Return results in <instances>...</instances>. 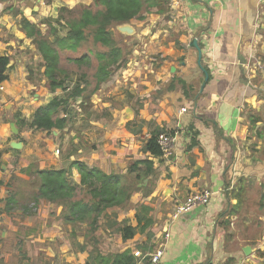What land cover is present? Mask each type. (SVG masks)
I'll return each mask as SVG.
<instances>
[{"label": "crops", "instance_id": "0c3cea01", "mask_svg": "<svg viewBox=\"0 0 264 264\" xmlns=\"http://www.w3.org/2000/svg\"><path fill=\"white\" fill-rule=\"evenodd\" d=\"M0 4L3 6L5 2ZM3 7L0 5V56H9L10 62L5 88L0 89V182L3 183L0 184V247L4 248L3 242L10 234L19 243L18 248L21 239H25L13 226V220L33 230L31 222H23L25 218L38 220L47 215L45 225L52 232L45 233L44 239L40 238L41 234L39 238L31 234L30 240L47 239L50 244L45 246L43 254L49 259L61 257L62 264H86L89 252L79 251L70 243L67 223L62 217L60 221L57 219L60 211L63 214V206L41 202L34 214H28L19 206L22 201L10 202L12 193L26 191L21 181L31 178V173L22 169L31 165L35 169L37 161L40 169L69 167L77 159L106 172H120L118 168H124L127 160L145 156L142 151V157L137 155L136 148L140 146L136 142H141L137 138L141 135L144 142L154 129L161 127L174 132L173 154L154 159L159 173L154 191L148 196L135 193V207L120 216L124 218H118L122 221L128 217L129 223L136 226V207L147 204L154 220L147 231L152 237L138 232L121 251L144 243L156 249L166 243L160 264H264V215L259 216L257 223L262 230L253 234L251 240L233 230L237 215L228 213L232 205L238 204L235 194L243 179L259 183V206L264 208V0H170L168 13L154 9L144 19L131 21H139V25L129 23V36L138 45L124 73L129 74L131 82L129 106L121 109L109 103L114 96L113 88L103 91V83L93 94L96 96L93 109H100V116L96 120H83L89 129L79 128L75 132L69 125L64 134L61 130L50 133L54 136L51 140L47 131L22 122L30 121L55 92L46 84L44 67L41 68L43 84L40 86L32 79L23 52L28 37L15 27L13 18L20 13L13 7ZM194 38L203 49L201 64L197 49L191 46ZM18 41L21 46L17 45ZM154 56L159 60L157 67L143 65L146 71L141 72L142 62ZM205 67L211 77L202 88L206 73L209 75ZM183 83L188 86V94ZM183 107L187 111L182 112ZM80 115L85 116L84 112ZM136 117L146 122L139 135L127 129V123ZM61 136L70 139L66 142ZM95 136H99V144L91 142ZM193 138L198 142L196 145H191ZM119 140L129 145L128 158L110 151L114 149L111 144ZM14 141L22 142L23 146L14 148ZM57 141L65 151L60 157L61 150L54 152ZM45 142L48 162L38 159L41 143ZM88 142L93 144L87 150ZM122 146L118 151L126 150ZM72 176L75 182H80L76 167L72 168ZM204 188L214 192L207 205L195 206L179 218L171 219L178 203ZM28 189L26 192L30 193ZM54 207L59 212L52 220L50 209ZM228 219L232 221L231 227L227 225ZM104 228L112 229L105 225ZM79 241L83 242L84 237ZM119 241H123L121 234ZM247 246L251 248L249 253L244 250Z\"/></svg>", "mask_w": 264, "mask_h": 264}, {"label": "trees", "instance_id": "16d2710c", "mask_svg": "<svg viewBox=\"0 0 264 264\" xmlns=\"http://www.w3.org/2000/svg\"><path fill=\"white\" fill-rule=\"evenodd\" d=\"M3 1L7 0H0V2ZM93 2L97 9L94 10L91 5L84 6L79 11V15L67 20L69 27L67 34L57 36L54 42L48 39L41 28L28 17H21L19 22L21 30L28 38L33 39V43L37 45L42 54V65L45 68L44 76L47 78L48 88L52 92H56L61 87L70 91L66 96H53L48 103L41 105L36 110L30 121L22 120L29 127L48 133H52L54 130L62 132L67 128L73 118L64 112L69 100L81 98L80 106L86 107L91 95L103 83L109 81L118 69L127 64L124 48L113 33V26L130 23L135 19H144L154 9L161 14L168 13L170 9V0H93ZM64 11L72 14L73 9L63 8L61 16ZM88 41H92L93 45H101L105 48L96 52L98 65L93 74L95 86L90 92L88 90L90 83L85 73L80 76L82 80L79 79L73 85L71 83L67 85L66 78L62 77L64 70L60 66L59 53L60 50L76 52ZM70 61L79 68L91 67L93 64L90 52L70 58ZM9 62V56H0L3 79L6 78ZM205 69L209 73L210 79V70L207 67ZM183 87L188 94L186 83H183ZM145 123V120L136 117L127 123V128L135 135H139L142 133ZM162 132L168 131L161 127L153 130L141 147L145 156L132 159L125 172H106L99 166L89 165L87 162L77 159L71 161L69 167L51 169L36 167L33 169L34 166H28L22 171L31 173L30 180L26 182L29 184L31 192H14L10 202L18 204L22 201L19 206L28 214H34L41 202H50L56 206H63L61 217L65 223H84L86 226V231L82 234L84 241L80 242L74 236L71 243L76 245L79 251L89 252L86 264H137L141 255L154 251L151 246L144 243L134 249L127 248L114 253H104L96 232L101 228L100 221L103 219L105 227L116 229L121 234L123 241L133 239L138 232L148 234L149 239L152 237V234L147 231L152 227L154 220L150 216L151 207L147 204H139L136 207V226L129 223L128 219L119 221L118 218L121 211L132 208L129 205L134 193H143L148 196L154 191L159 176L154 159L164 158L158 143V135ZM169 133L174 134L173 131H169ZM195 134H198V131ZM197 143L193 138L191 145ZM73 167H76L81 175L79 183L73 180ZM0 184L3 183L0 182ZM248 186L250 184L247 179L241 180L239 190L235 194L238 204L231 206L229 214L238 213L244 202V193L248 191ZM78 195H85V197L76 198ZM32 202L33 210L29 208V204ZM229 224L230 220L227 225ZM136 251H139L141 255H136Z\"/></svg>", "mask_w": 264, "mask_h": 264}, {"label": "rangeland", "instance_id": "374dc122", "mask_svg": "<svg viewBox=\"0 0 264 264\" xmlns=\"http://www.w3.org/2000/svg\"><path fill=\"white\" fill-rule=\"evenodd\" d=\"M2 3H4V1ZM0 5H1V8L3 6L4 7L7 6L9 8L13 7L14 11L16 13H20L18 17L13 16L14 20H16V26H15L16 28H20L19 22H20L21 17L26 16L32 22L37 24V26L39 28H41L42 32L52 42L55 41L57 36H64L67 34L68 28H69L67 25V20H69V18H71V17L73 18L74 16L79 15L80 14L79 11L84 6H90L91 5L94 10L97 9L93 0H7V1H5V4L3 6H2V4H0ZM63 8L73 9L72 14H69V12L64 11L63 16H61ZM138 22L137 23L130 22V23L133 25L135 24L134 26H137V25H139ZM126 24H128V26H129V23H126ZM155 24H157V23H155ZM123 25L125 26V24H123ZM119 26H121V25H119ZM119 26H113L112 31H113L116 39L118 40L119 44L121 46H123V48H124L125 57L127 58V64L125 67L118 69L115 72V74L111 77V79H109V81H107V83L105 82L103 84V88H104L103 91L107 92V91H109L110 88H113L112 92H114V96H111V98H110L111 100L109 101V103L113 104L116 107H120L122 109L126 105L129 106V94H130L129 89L131 88V86H130L131 82L129 81V78H130L129 74H124V73L126 72V69L129 68V63H130L131 59L134 58L135 47H138V45H137V43L134 42L133 37L129 36V33L120 31ZM12 28H13V26H12ZM17 45L21 46V42L18 41ZM139 45H141V44L139 43ZM23 46H24L23 52L25 53L26 58L28 60L27 68L30 71V75H31L32 79L41 86L43 84L42 83L43 78L41 76V68L44 67L42 65L43 64L42 54L38 50L37 45L33 43V39H31V38L25 39ZM104 49L105 48H103L101 45H93L92 41H88V42L84 43L81 46V48L76 52H72L69 50H60L59 51L60 57H61L60 66L63 68V70L65 72V74H64V72L62 73V77L66 78L67 85H70V83H71V85H73L79 79L82 80L80 78V76L85 73L86 76L88 77V80L90 83V85H88V90L90 92L95 86L93 74H94V71L98 65V59L96 57V52L99 50H104ZM84 52H90L93 64L91 67L79 68L78 66H76L75 63L70 61V58L79 56ZM150 57L148 58V61L146 60V62H142L141 72L146 71L144 66H149L153 69H155V67H157L159 60L156 59L155 56L153 59H151ZM149 67H147V68L150 70ZM137 68H140V67H137ZM43 77H45V76H43ZM45 81H47L46 77H45ZM199 84L200 83H198V85ZM138 86H142V84H140ZM192 86L193 85H191V87ZM69 92H70L69 90L67 91L66 89L61 87L54 94L52 93L51 97L56 96V95L60 96V97L66 96ZM101 94H103V93L100 92V95ZM92 95H91L92 98L90 97V99L86 103V105H85L86 107L80 106L81 98H77L76 100H73V99L69 100V104L67 105V109L64 112H67V114H69V116L73 117L71 122H70L71 124H70L69 128L72 127L75 132L79 128L89 129V125H86L85 124L86 122L83 121L84 118H86L88 120L89 119L90 120H93V119L96 120V119H98V116H100V114H101L100 109H99V111H95L93 109L94 106L96 105L94 103L96 96L95 95L92 96ZM98 103H101V102H98ZM83 112H84L85 116L81 117L80 113H83ZM104 115H107V114H104ZM81 118H82V120H81ZM64 132L65 131H62L61 133L64 134ZM48 138L51 140L52 138L54 139V136H51V134L48 133ZM60 138L63 141L66 140V142H67L70 139V136H68V137L61 136ZM98 139H99V136H95L94 140L91 142H94L95 144H99ZM137 139H138V141H141V142H136L140 146V147L136 148V152L138 151L137 155L139 153L138 156L142 157L140 155L141 147L143 145V140L141 139V135ZM91 142L87 143V146H86L87 150L93 144ZM122 142L123 141L119 140L118 142H116V144L112 143L111 146L114 147L115 150L113 148H111L110 151L115 152L118 155L119 154H121V155L125 154V157L128 158L129 157V145L126 144V146H125V145H123ZM128 142H129V140H128ZM41 145H42L41 147H43V148H42L41 153L38 156V159H39V161L47 160V162H48V154L46 151L49 152V150L45 147L47 145V143L46 142L41 143ZM122 145L125 146L126 150L125 151H118ZM69 148H71V146H69ZM56 149L61 150L60 152H58L59 157L62 155V153L65 152L64 150L61 149V145L59 146L58 141L56 142L54 152ZM127 161L129 164V160H127ZM39 164L40 163L37 161L35 163V165H36L35 168L36 167L39 168ZM128 164L126 162V166L124 168H118V171L124 172V169L127 168ZM61 166H64V165L62 164ZM119 167H122V166H119ZM26 182L27 181L22 180L21 184L24 186L23 187L24 190L29 192V189H28L29 184ZM249 184H250V186H248V191L244 193V202L242 203V206L240 207V210L238 211V213H236L237 218L234 220L235 221V227L233 230H235V232L237 234H240L242 237H249L251 240H253V234L259 233V231L262 230L261 225H258L257 223L260 222L259 216L264 215V208L259 206L260 205V203H259L260 197L259 196H261L260 193L258 194L259 183L253 182L252 180H249ZM134 195H135V193H134ZM81 197H85V195H78V197H76V198H81ZM33 205H34L33 202L31 204H29V206H30L29 208H31L32 210L34 207ZM129 207H132V208L128 209L127 211L123 210L119 213V218H121V219L124 218L125 214L135 207L134 203H133V196H132L131 203H130ZM50 212H51V218L53 220V218H56L57 212H59V209L54 207L52 209V211L50 209ZM60 213H58V217H57L58 221H60V218L62 216V211H60ZM15 214H18V213L15 212ZM121 215H124V216L120 217ZM15 216H18V215H15ZM127 218L128 217H126V219ZM18 219H19V217H18ZM47 220H48L47 215L42 216L38 220H34L33 217L25 218V220L23 222H26V223L31 222L32 225H30V226L34 227L33 230H30L29 228H27L28 226H26V225L24 226V225L18 224L17 220H13L14 221L13 226L20 230V235L23 237L25 236V239H21V243H20L21 247L18 248L19 243H16L17 241L14 240V235L10 234L11 237H8V240L3 242L4 248L0 247V264H62L61 257H55V258L50 257V259H49L48 255H44L45 254V251H44L45 246L50 244L47 241V239L46 240H39V239L38 240H30V238H29V236L31 234L34 235V238H39V234H41L40 238L44 239L45 233L50 234L52 232L51 228H49L45 225ZM245 220L247 223L245 222ZM100 222H101V224H100L101 228L98 229V231L96 232V236L98 237V240L101 241L100 246H101L102 251L104 253H114L117 251H121L125 246H127V241H122V242L119 241L120 233L116 229H111L110 231H106L104 228V223H105L104 220L102 219ZM231 223H232V221L230 219V225H229L230 227H231ZM5 226L8 229V225H5ZM63 228H64V236H66V238H67L68 236L65 233V225H63ZM66 228H67V231L69 232V235L71 237L70 238L71 241L74 239V236H75V238H78V239L82 238V240H83L82 234L86 231V229H85L86 226L84 223H74V224L70 223L69 225L67 224ZM1 229H2V227H1ZM53 229H56V228H53ZM19 240L20 239H18V241ZM16 246H17V248H16ZM1 250H7V252H3Z\"/></svg>", "mask_w": 264, "mask_h": 264}, {"label": "built area", "instance_id": "2783aa9c", "mask_svg": "<svg viewBox=\"0 0 264 264\" xmlns=\"http://www.w3.org/2000/svg\"><path fill=\"white\" fill-rule=\"evenodd\" d=\"M3 72L0 67V89H4V80L2 78ZM182 112L187 111L186 107L181 109ZM158 143L162 149L163 157L168 158L173 154V144L174 137L169 132H162L158 135ZM214 192L210 188H204L201 190H197L189 194L184 201L178 203L172 212L171 219H177L181 215L188 213L192 208L198 205H207ZM168 234L166 235V239L168 238ZM166 243H162L154 249V251L146 253L145 255H141L139 251H136V255H141V258L137 264H160L162 256L165 253Z\"/></svg>", "mask_w": 264, "mask_h": 264}, {"label": "water", "instance_id": "95a60500", "mask_svg": "<svg viewBox=\"0 0 264 264\" xmlns=\"http://www.w3.org/2000/svg\"><path fill=\"white\" fill-rule=\"evenodd\" d=\"M119 28L123 32H126V33L131 32V29H130V27L128 25L120 26ZM191 46H193V47H195L197 49V51H198V63L201 64L202 63V59H203V49L199 45V41H198L197 38L193 39V41L191 43ZM208 80H209V75L206 73L205 82H204L202 88L205 87V85L207 84ZM12 146L14 148L18 149V148H21L23 146V143L19 142V141H14ZM244 250H245L246 253H249L251 251V248L249 246H247V247H245Z\"/></svg>", "mask_w": 264, "mask_h": 264}]
</instances>
